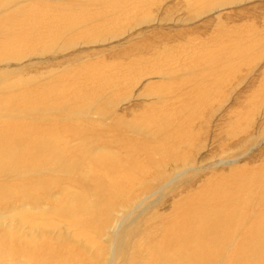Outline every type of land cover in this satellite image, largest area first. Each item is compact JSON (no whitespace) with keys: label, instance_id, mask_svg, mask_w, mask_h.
I'll return each instance as SVG.
<instances>
[{"label":"bare ground","instance_id":"obj_1","mask_svg":"<svg viewBox=\"0 0 264 264\" xmlns=\"http://www.w3.org/2000/svg\"><path fill=\"white\" fill-rule=\"evenodd\" d=\"M98 1L106 7L113 0ZM102 15L75 13L72 0H0V70L53 50L68 36L67 27L74 31L93 25L89 23L101 21ZM139 60L142 66L133 60L126 69L120 64L96 65L65 74L40 87L44 96L30 94L24 81L11 88L22 89L17 101L25 114L23 120L40 122L49 115L51 123L26 121L31 136L21 138L16 126L8 124L9 115L0 116V219L11 217L27 232L12 233L0 222V264H106L101 261V240L112 215L118 209L135 213L142 209L139 204L161 189L173 191L182 182L181 172L165 181L167 164L155 156L176 167L179 162L186 165L184 149L194 141L198 112L195 92L176 95L181 87L172 85L159 94L156 108L131 124L119 118L111 127L85 124L76 128L71 124L75 119L88 121L93 113L100 119L106 117L113 107L109 101L128 87L133 71L154 66L151 58ZM157 68L161 73L155 69L153 74L175 70L167 69L162 61ZM16 74L19 71L2 70L0 75ZM64 121L69 124H59ZM67 131L72 133L69 138L64 136ZM73 141L77 144L72 145ZM262 168L252 172L235 167L218 176L209 183L213 189L202 195L211 192L208 200L192 194L169 218L157 217L163 227L155 228L153 238L159 235V239L147 237L139 250L133 239L143 224L153 225L138 215V222L128 224L127 230L121 228L112 240L114 257H121L117 264H264ZM157 185L159 189L153 191ZM146 207L142 210L147 214L151 208ZM128 231L132 237L126 240Z\"/></svg>","mask_w":264,"mask_h":264},{"label":"rangeland","instance_id":"obj_2","mask_svg":"<svg viewBox=\"0 0 264 264\" xmlns=\"http://www.w3.org/2000/svg\"><path fill=\"white\" fill-rule=\"evenodd\" d=\"M85 4L89 6L81 10ZM102 5L98 0H72L75 13L105 15L101 21L89 23L93 25L74 31L72 26L67 27L65 38H69L57 42L53 50L1 68L8 72L19 71V74L0 75V116L9 115L8 124L16 126L19 137L28 138L31 132L26 121L33 125L50 124L51 116H44L40 122L22 119L25 114L17 101L22 89H11L17 81L27 83L25 89L30 94L44 96L40 87L65 74L96 65L120 64L126 69L133 60L142 66L139 58H151L154 66L133 71L127 80L128 87L109 101L113 107L110 110L106 107L109 111L106 117L100 119L93 113L88 121L72 120L74 127L85 124L111 127L118 118L131 124L138 116L156 108L160 103L159 94L166 93L172 85L181 87L176 89V95L196 93L195 135L193 143L184 149L186 165L179 162L176 167L170 165L171 161L155 156L158 162L167 164L165 181L175 179L181 172L182 182L175 190L163 188L143 202V206L139 204L142 209L149 206L151 210L146 209V214L140 208L143 213H139L138 208L137 212L133 209L135 220L131 213L118 209L103 232L101 245L105 251L101 253V261L117 264L121 257H114L112 240L121 228L127 230L128 224L136 223L138 215L146 216L150 221L145 224L153 225L149 228L143 224V229L133 239V245L139 250L141 242L156 235L155 228L163 227L159 218H169L192 194L205 200L212 197L211 192L206 197L202 195L213 189L209 183L218 176L227 175L235 167L252 172L263 167L264 172V0H113L106 7ZM98 25L103 27L91 29ZM251 42L255 45L243 52ZM200 56L204 60H198ZM160 61L167 69H175L174 72L153 74L160 72L157 68ZM197 94L204 96L202 100ZM61 123L68 125L69 121ZM70 131L64 136L69 138ZM158 186L153 191L158 190ZM152 217L156 218L155 223ZM11 220V217L0 219L3 229L26 235L25 226ZM128 232L130 236L126 234V240L132 237V232ZM158 239L159 235L153 238Z\"/></svg>","mask_w":264,"mask_h":264}]
</instances>
